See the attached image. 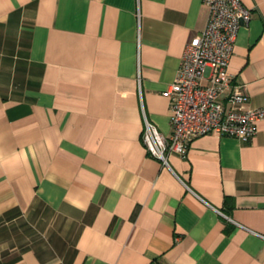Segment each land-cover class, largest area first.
<instances>
[{
  "label": "crops",
  "instance_id": "1",
  "mask_svg": "<svg viewBox=\"0 0 264 264\" xmlns=\"http://www.w3.org/2000/svg\"><path fill=\"white\" fill-rule=\"evenodd\" d=\"M229 70L264 105V0ZM204 0H0V264H264V119L169 165L175 79Z\"/></svg>",
  "mask_w": 264,
  "mask_h": 264
},
{
  "label": "built area",
  "instance_id": "2",
  "mask_svg": "<svg viewBox=\"0 0 264 264\" xmlns=\"http://www.w3.org/2000/svg\"><path fill=\"white\" fill-rule=\"evenodd\" d=\"M207 25L187 43L175 79L165 90L171 101V133L163 134L145 117L142 142L154 158L169 165V156L188 155L202 135L234 136L248 141L264 119V105L248 107L250 94L229 70L240 28L251 18L242 0H204Z\"/></svg>",
  "mask_w": 264,
  "mask_h": 264
}]
</instances>
